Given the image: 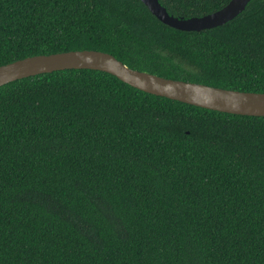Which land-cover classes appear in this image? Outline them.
Instances as JSON below:
<instances>
[{"label":"trees","instance_id":"obj_1","mask_svg":"<svg viewBox=\"0 0 264 264\" xmlns=\"http://www.w3.org/2000/svg\"><path fill=\"white\" fill-rule=\"evenodd\" d=\"M202 17L231 0H159ZM95 50L160 77L264 93V0L183 32L141 0H0V66ZM0 264H264V116L97 70L0 87Z\"/></svg>","mask_w":264,"mask_h":264},{"label":"water","instance_id":"obj_2","mask_svg":"<svg viewBox=\"0 0 264 264\" xmlns=\"http://www.w3.org/2000/svg\"><path fill=\"white\" fill-rule=\"evenodd\" d=\"M252 0H231L218 11L202 17H176L159 0H141L166 26L183 32L223 27L243 14ZM97 70L111 74L143 92L223 113L264 116V93L241 92L160 77L132 69L109 53L83 50L39 55L0 66V87L8 83L63 70Z\"/></svg>","mask_w":264,"mask_h":264}]
</instances>
